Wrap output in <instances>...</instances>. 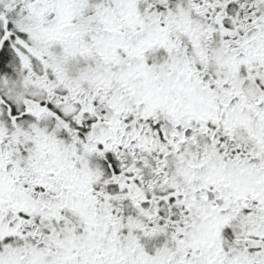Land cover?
I'll use <instances>...</instances> for the list:
<instances>
[{
    "label": "snow or ice",
    "instance_id": "obj_1",
    "mask_svg": "<svg viewBox=\"0 0 264 264\" xmlns=\"http://www.w3.org/2000/svg\"><path fill=\"white\" fill-rule=\"evenodd\" d=\"M0 264H264V0H0Z\"/></svg>",
    "mask_w": 264,
    "mask_h": 264
}]
</instances>
